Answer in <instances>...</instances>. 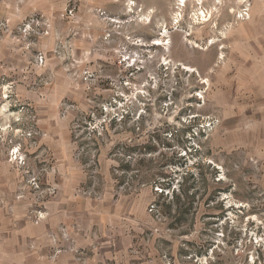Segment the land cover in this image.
I'll return each mask as SVG.
<instances>
[{
	"label": "rangeland",
	"instance_id": "rangeland-1",
	"mask_svg": "<svg viewBox=\"0 0 264 264\" xmlns=\"http://www.w3.org/2000/svg\"><path fill=\"white\" fill-rule=\"evenodd\" d=\"M0 264H264V0H0Z\"/></svg>",
	"mask_w": 264,
	"mask_h": 264
},
{
	"label": "built area",
	"instance_id": "built-area-1",
	"mask_svg": "<svg viewBox=\"0 0 264 264\" xmlns=\"http://www.w3.org/2000/svg\"><path fill=\"white\" fill-rule=\"evenodd\" d=\"M134 46H138V43H133ZM40 60L43 61V57H40ZM118 63L121 65L124 69H127L128 73L134 74L136 72H139L142 68L144 69V61L140 59V56L138 55L137 51L134 49H129V47H126L122 49L120 56L118 57ZM131 80H127V84H131ZM121 97L123 99V103L128 98V94L121 90ZM115 100L118 101L119 105L122 107V101H119L116 97ZM119 116V115H118Z\"/></svg>",
	"mask_w": 264,
	"mask_h": 264
},
{
	"label": "bare ground",
	"instance_id": "bare-ground-1",
	"mask_svg": "<svg viewBox=\"0 0 264 264\" xmlns=\"http://www.w3.org/2000/svg\"><path fill=\"white\" fill-rule=\"evenodd\" d=\"M182 2H184L185 0H181ZM181 5H184V3H181ZM168 33V31L166 30L163 34H162V37L161 38H158L157 40V44L159 45H165L166 48L168 49V52H170L171 50V47H172V38L170 37V35L168 34L167 37L168 40L165 38L166 34ZM167 60V59H165ZM178 63H180L184 69L188 70V71H194L195 70V67L187 64V63H184L182 61H178Z\"/></svg>",
	"mask_w": 264,
	"mask_h": 264
}]
</instances>
